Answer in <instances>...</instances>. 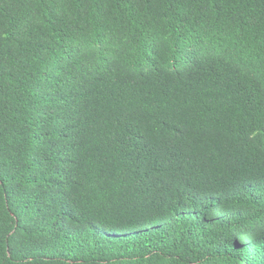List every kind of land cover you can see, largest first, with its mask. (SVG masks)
Here are the masks:
<instances>
[{"label": "trees", "instance_id": "obj_1", "mask_svg": "<svg viewBox=\"0 0 264 264\" xmlns=\"http://www.w3.org/2000/svg\"><path fill=\"white\" fill-rule=\"evenodd\" d=\"M0 264H264V0H0Z\"/></svg>", "mask_w": 264, "mask_h": 264}]
</instances>
